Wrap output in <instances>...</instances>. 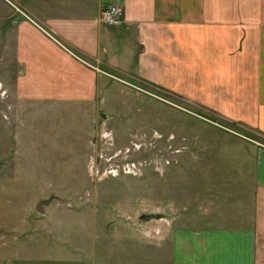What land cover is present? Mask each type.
Masks as SVG:
<instances>
[{
  "label": "rangeland",
  "instance_id": "obj_1",
  "mask_svg": "<svg viewBox=\"0 0 264 264\" xmlns=\"http://www.w3.org/2000/svg\"><path fill=\"white\" fill-rule=\"evenodd\" d=\"M63 1L0 0V264H169L172 231L249 223L256 130L108 66L92 100L27 92L17 24Z\"/></svg>",
  "mask_w": 264,
  "mask_h": 264
},
{
  "label": "crops",
  "instance_id": "obj_2",
  "mask_svg": "<svg viewBox=\"0 0 264 264\" xmlns=\"http://www.w3.org/2000/svg\"><path fill=\"white\" fill-rule=\"evenodd\" d=\"M114 1L120 21L105 25L98 12ZM27 12L17 60L28 93L92 100L108 66L264 138V19L234 0H69ZM252 196L245 225L172 231L169 264H264V148L255 149Z\"/></svg>",
  "mask_w": 264,
  "mask_h": 264
},
{
  "label": "built area",
  "instance_id": "obj_3",
  "mask_svg": "<svg viewBox=\"0 0 264 264\" xmlns=\"http://www.w3.org/2000/svg\"><path fill=\"white\" fill-rule=\"evenodd\" d=\"M97 17L98 20L105 25H116L121 18V7L115 1L110 2L107 6L99 10ZM67 51L71 53L69 50Z\"/></svg>",
  "mask_w": 264,
  "mask_h": 264
},
{
  "label": "water",
  "instance_id": "obj_4",
  "mask_svg": "<svg viewBox=\"0 0 264 264\" xmlns=\"http://www.w3.org/2000/svg\"><path fill=\"white\" fill-rule=\"evenodd\" d=\"M98 114L101 116V117H106L107 114H104L102 113L100 110L98 111ZM40 202V201H39ZM36 209L37 210H41V208L39 207V203L36 205ZM144 216H148V214H140L139 217H144Z\"/></svg>",
  "mask_w": 264,
  "mask_h": 264
}]
</instances>
